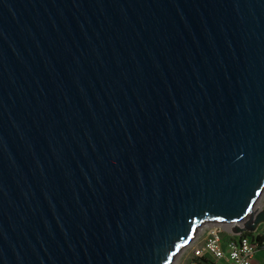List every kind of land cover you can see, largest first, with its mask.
I'll list each match as a JSON object with an SVG mask.
<instances>
[{
    "label": "water",
    "instance_id": "95a60500",
    "mask_svg": "<svg viewBox=\"0 0 264 264\" xmlns=\"http://www.w3.org/2000/svg\"><path fill=\"white\" fill-rule=\"evenodd\" d=\"M263 193L264 0H0V264H171Z\"/></svg>",
    "mask_w": 264,
    "mask_h": 264
},
{
    "label": "built area",
    "instance_id": "2783aa9c",
    "mask_svg": "<svg viewBox=\"0 0 264 264\" xmlns=\"http://www.w3.org/2000/svg\"><path fill=\"white\" fill-rule=\"evenodd\" d=\"M220 226L210 224L200 248L194 250L188 264H261L264 262V232L230 235L225 239ZM263 254L261 259L257 258ZM264 264V263H263Z\"/></svg>",
    "mask_w": 264,
    "mask_h": 264
},
{
    "label": "rangeland",
    "instance_id": "374dc122",
    "mask_svg": "<svg viewBox=\"0 0 264 264\" xmlns=\"http://www.w3.org/2000/svg\"><path fill=\"white\" fill-rule=\"evenodd\" d=\"M259 208L264 209V193L262 194L259 201ZM210 224L202 225L199 227L198 231L193 235L191 240L184 246L174 257L171 264H188L190 258L194 254V250L201 247L203 240L205 239L206 233L208 231ZM223 230V236H225L226 231Z\"/></svg>",
    "mask_w": 264,
    "mask_h": 264
},
{
    "label": "trees",
    "instance_id": "16d2710c",
    "mask_svg": "<svg viewBox=\"0 0 264 264\" xmlns=\"http://www.w3.org/2000/svg\"><path fill=\"white\" fill-rule=\"evenodd\" d=\"M258 231H263L264 232V225L263 226H260ZM243 235L245 236H252L253 234L252 233H244ZM230 234H225L224 238L227 239V238H230Z\"/></svg>",
    "mask_w": 264,
    "mask_h": 264
},
{
    "label": "crops",
    "instance_id": "0c3cea01",
    "mask_svg": "<svg viewBox=\"0 0 264 264\" xmlns=\"http://www.w3.org/2000/svg\"><path fill=\"white\" fill-rule=\"evenodd\" d=\"M263 257V254L262 253H259L258 255H257V258H259V259H261ZM264 262L262 261V259H261V264H263Z\"/></svg>",
    "mask_w": 264,
    "mask_h": 264
},
{
    "label": "bare ground",
    "instance_id": "6f19581e",
    "mask_svg": "<svg viewBox=\"0 0 264 264\" xmlns=\"http://www.w3.org/2000/svg\"><path fill=\"white\" fill-rule=\"evenodd\" d=\"M204 224L206 225V223H204ZM204 224H202V225H204ZM202 225H201V226H202ZM198 229H199V228H198ZM197 231H198V230H197ZM197 231H196V232H197Z\"/></svg>",
    "mask_w": 264,
    "mask_h": 264
}]
</instances>
